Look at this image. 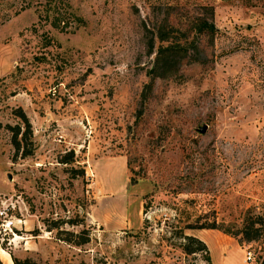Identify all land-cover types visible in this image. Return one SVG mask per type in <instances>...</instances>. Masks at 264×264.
Masks as SVG:
<instances>
[{"label": "rangeland", "instance_id": "obj_1", "mask_svg": "<svg viewBox=\"0 0 264 264\" xmlns=\"http://www.w3.org/2000/svg\"><path fill=\"white\" fill-rule=\"evenodd\" d=\"M36 1L0 22V199L22 220L2 263L264 264V229L223 230L264 214V0H68L63 30ZM204 6L212 38L193 29ZM165 16L201 51L148 85Z\"/></svg>", "mask_w": 264, "mask_h": 264}, {"label": "trees", "instance_id": "obj_2", "mask_svg": "<svg viewBox=\"0 0 264 264\" xmlns=\"http://www.w3.org/2000/svg\"><path fill=\"white\" fill-rule=\"evenodd\" d=\"M15 1L16 0L13 2ZM13 2H9V0H0V22L10 16V13L6 12V7ZM34 2L38 3L36 0H18L15 2L18 6L14 9L13 14H16L33 5ZM46 2H48L49 5L48 9L54 11L50 21L55 27L63 30L66 29L72 21L80 19L68 9V0H46ZM205 7H208L210 10L209 15H196L192 23L193 29L198 33H208L209 37L212 38L216 31V26L212 19V7L204 6V8ZM154 29L155 30L152 32L149 40V50H151L154 46V38L159 40V44L155 52L154 60L147 70V74L149 76L148 85H151L156 77L163 78L175 73L185 56L189 55L191 60H198L197 54L201 51L198 44L194 43L192 39H189L185 31H181L180 28L172 24L167 16H165L159 24L155 25ZM176 31H179L181 34H177ZM19 115L23 119L25 129L19 137L18 134L20 133V126L17 125L13 127L14 131L12 133V143L17 152L21 150V153L26 155L31 153V151L29 150L30 148H23L22 142L25 141L27 139V135L31 133V123L22 109L19 110ZM74 159V154L71 152L69 154H65L60 161L63 163H69L73 162ZM186 226L205 228L219 227L215 222H211L210 224L187 223ZM262 229H264V214L248 208L240 227L235 228L234 230H230L229 228H224L223 230L227 233L231 232L234 236H239L237 240L241 243L244 240L250 241L258 239L262 235ZM181 235L187 240V242L183 244V249L186 252H195L200 249L208 251L205 242L197 236L185 234L183 232H181ZM207 259H209V255L207 256ZM12 260L14 264H39L29 257L18 259L12 256ZM0 264H3L1 260Z\"/></svg>", "mask_w": 264, "mask_h": 264}, {"label": "built area", "instance_id": "obj_3", "mask_svg": "<svg viewBox=\"0 0 264 264\" xmlns=\"http://www.w3.org/2000/svg\"><path fill=\"white\" fill-rule=\"evenodd\" d=\"M16 209V203L13 200L7 201L0 199V237L6 238L8 233H14L16 231L17 223H21L22 220L19 216H16L13 210ZM252 258L251 251L246 252V260Z\"/></svg>", "mask_w": 264, "mask_h": 264}, {"label": "water", "instance_id": "obj_4", "mask_svg": "<svg viewBox=\"0 0 264 264\" xmlns=\"http://www.w3.org/2000/svg\"><path fill=\"white\" fill-rule=\"evenodd\" d=\"M206 128V125L204 124L202 127H201V130H204Z\"/></svg>", "mask_w": 264, "mask_h": 264}, {"label": "bare ground", "instance_id": "obj_5", "mask_svg": "<svg viewBox=\"0 0 264 264\" xmlns=\"http://www.w3.org/2000/svg\"><path fill=\"white\" fill-rule=\"evenodd\" d=\"M15 235H17V234H15Z\"/></svg>", "mask_w": 264, "mask_h": 264}]
</instances>
